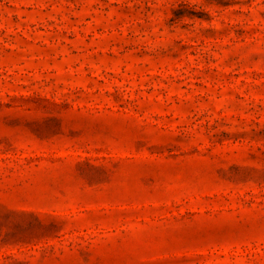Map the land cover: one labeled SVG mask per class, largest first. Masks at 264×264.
<instances>
[{"label": "rangeland", "instance_id": "obj_1", "mask_svg": "<svg viewBox=\"0 0 264 264\" xmlns=\"http://www.w3.org/2000/svg\"><path fill=\"white\" fill-rule=\"evenodd\" d=\"M0 264H264V0H0Z\"/></svg>", "mask_w": 264, "mask_h": 264}, {"label": "trees", "instance_id": "obj_2", "mask_svg": "<svg viewBox=\"0 0 264 264\" xmlns=\"http://www.w3.org/2000/svg\"><path fill=\"white\" fill-rule=\"evenodd\" d=\"M219 2L222 3V4H224V3H223L224 1H219Z\"/></svg>", "mask_w": 264, "mask_h": 264}]
</instances>
